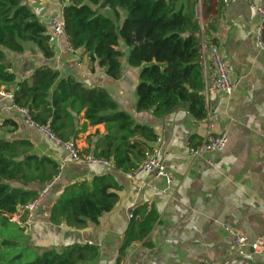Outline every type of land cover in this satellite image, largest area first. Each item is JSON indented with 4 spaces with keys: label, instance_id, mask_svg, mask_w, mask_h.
<instances>
[{
    "label": "crops",
    "instance_id": "crops-1",
    "mask_svg": "<svg viewBox=\"0 0 264 264\" xmlns=\"http://www.w3.org/2000/svg\"><path fill=\"white\" fill-rule=\"evenodd\" d=\"M28 2L51 33V19L62 13V5L59 12L57 7L47 12L51 4ZM252 4L264 5V0H231L222 3L220 14L209 18L217 23L215 47L235 90L230 97L210 94L206 100L209 115L202 121H196L184 107L163 118L152 111L138 112L140 68L127 63V54L123 75L114 80L97 62L90 64L83 49L73 51L65 38L52 43L55 55L50 59L32 44L25 43V51L20 54L3 49L17 81L0 82V90L13 93L18 81L41 64L58 69L60 78L73 75L86 86H103L121 109L136 122L153 127L162 138V162L173 178L168 184L165 177L150 172L129 177L122 169L103 163H78L66 144L52 139L40 127L29 125L20 108L11 106L10 98L0 97V139H29L34 153L48 155L59 164V174L38 207L35 226L28 229L14 221L27 235L33 257L46 249L61 252L78 242L99 246L98 260L88 264H115L132 208L147 203L148 208H157L160 220L146 241L132 245L121 264H237L242 252L256 262L264 261V250L254 253L249 245L236 244L238 236L252 241L264 235V50L256 36L261 17ZM216 73L213 56L208 52L205 76L211 78ZM209 124L214 125L215 132L228 131L226 147L202 158L191 157L189 147L201 143ZM96 140L94 137L93 142ZM79 146L85 143L80 141ZM104 173L113 174L122 186L113 210L105 213L98 224L89 222L84 228L51 223V208L67 185ZM22 217L23 213L19 215Z\"/></svg>",
    "mask_w": 264,
    "mask_h": 264
},
{
    "label": "trees",
    "instance_id": "trees-1",
    "mask_svg": "<svg viewBox=\"0 0 264 264\" xmlns=\"http://www.w3.org/2000/svg\"><path fill=\"white\" fill-rule=\"evenodd\" d=\"M26 1L0 0L2 83L17 81L3 49L23 53L25 43L30 42L45 58L55 55L48 27ZM222 3L203 0L202 21L196 15L198 0H62V14L70 48L83 49L90 64L97 62L114 80L123 75L121 43L128 46L127 63L140 68L138 112L152 111L163 118L184 107L196 121H202L209 115L202 45L217 44L213 33L218 26L209 18L220 14ZM261 38L264 43V22ZM12 94L13 103L26 109L34 124L47 128L61 143H71L78 156L112 162L127 173L140 168L159 137L153 127L136 122L121 109L103 86H86L73 75L60 78L59 70L48 64L19 80ZM80 141L85 146L80 147ZM33 147L25 138L0 139V222L4 226H17L13 215H22L20 209L59 174L58 162L34 153ZM121 189L111 173L75 181L54 202L50 221L72 228L98 224L117 205ZM159 220L155 206L136 205L115 264L122 263L134 243L146 241ZM3 244L19 246L10 239ZM25 251H30L26 243L14 253L20 259L15 264H88L100 255L98 245L78 242L61 252L46 249L27 261Z\"/></svg>",
    "mask_w": 264,
    "mask_h": 264
},
{
    "label": "built area",
    "instance_id": "built-area-1",
    "mask_svg": "<svg viewBox=\"0 0 264 264\" xmlns=\"http://www.w3.org/2000/svg\"><path fill=\"white\" fill-rule=\"evenodd\" d=\"M203 0H198V4L196 7V15L197 18L202 21L201 14L203 12ZM223 4H228L231 2V0H222ZM251 1V0H248ZM253 7L258 11L260 17H261V25L256 30V36L257 41L264 50V43L261 38V30L264 22V5L262 4H252ZM51 26H52V32L50 33L49 41L50 43H54L61 38L67 39L66 31H65V21L63 18L62 13L55 14L51 19ZM202 51L204 53V66L206 71V53L210 52L213 56V60L215 63V66L217 68V73L212 76L211 78H207L205 76V87H204V93L206 96V100H208V96L210 94H224L228 97H230L235 90V85L233 81L230 78L229 70L224 62V60L221 58V56L218 53V50L216 47H210L207 43H203L202 45ZM0 97H8L12 100L11 106H16L13 102V94L10 92H7L5 90H0ZM0 98V99H1ZM21 112L25 115L26 121L31 126H36L29 117L28 111L24 108H20ZM214 125L209 124L207 130L204 133L203 140L201 143L197 146L191 145L188 149V154L193 158H202L208 153H214L222 151L228 142V131H222V132H215L213 130ZM42 130H47L48 135L50 137L58 142L57 140L47 128H40ZM162 143L163 140L161 137H158L156 142L154 143V147L150 152L147 153L146 159L141 164L140 168L137 169L134 172L127 173L129 177H136L140 176L141 174L145 172L154 173L156 176H163L166 178L168 184H171L173 182L172 175L169 173V171L166 169V166L162 162L163 157V149H162ZM68 150L70 151V154L72 158L81 164H86L90 162H98L103 163L109 167H115L112 162H108L101 159L93 158L92 156H87L86 158H81L78 156L76 150L74 149L73 145L71 143L66 144ZM57 178V177H56ZM56 178L47 183L44 188L41 189L38 196L25 204L21 210L23 213V217L19 218L18 214L13 215L12 220L21 223L22 225H25L26 228L32 229L36 224V213L38 210V207L44 198V196L49 192V190L52 188ZM135 208V207H134ZM132 208L130 212V218L133 217V210ZM23 219V220H22ZM22 221V222H21ZM236 244L240 247H244L246 245H249L253 252H259L264 250V235L257 236L254 240L249 241L246 237H237L236 238ZM211 264H216L211 263ZM237 264H264L263 262H256L254 259H252L247 253L242 252L241 258L238 261Z\"/></svg>",
    "mask_w": 264,
    "mask_h": 264
},
{
    "label": "rangeland",
    "instance_id": "rangeland-1",
    "mask_svg": "<svg viewBox=\"0 0 264 264\" xmlns=\"http://www.w3.org/2000/svg\"><path fill=\"white\" fill-rule=\"evenodd\" d=\"M28 1L29 0H27L26 2L31 7V5L29 4ZM37 1L45 3L47 5L51 4L52 7L48 8L47 12H52L54 7H57L56 10H58V12L61 10L59 6L62 5V0H37ZM38 12H41V11H38ZM43 22H44V24H46V26H48V24L45 21H43ZM26 44L34 45L33 43H30V42H27ZM121 47H122V49L126 55L128 53V50H129L128 46H126L125 43L122 42ZM18 54H20V53H18ZM10 63L12 64L11 61H10ZM103 128L104 127H102V131H103ZM14 184L17 186H21L20 184H17V183H14ZM22 226L25 227V225H22ZM26 236L27 235L23 233V229H21V227H19V225L13 226L12 224H10V225L4 226L0 222V264H15L16 261H18V260L20 261L19 258H15L17 256V254L15 255L14 253L20 252L25 247V243H26V245L28 244ZM7 239H10L12 241L17 242L19 244V246L16 248V247H13L11 245L10 246L4 245L3 241L7 240ZM25 253H26L25 261L33 258V255L30 251L29 252L25 251Z\"/></svg>",
    "mask_w": 264,
    "mask_h": 264
},
{
    "label": "water",
    "instance_id": "water-1",
    "mask_svg": "<svg viewBox=\"0 0 264 264\" xmlns=\"http://www.w3.org/2000/svg\"><path fill=\"white\" fill-rule=\"evenodd\" d=\"M44 132H46V133H48V131L47 130H43Z\"/></svg>",
    "mask_w": 264,
    "mask_h": 264
}]
</instances>
